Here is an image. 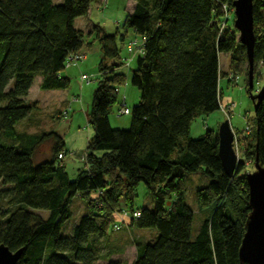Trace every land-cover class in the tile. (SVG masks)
I'll return each instance as SVG.
<instances>
[{
	"label": "trees",
	"instance_id": "trees-1",
	"mask_svg": "<svg viewBox=\"0 0 264 264\" xmlns=\"http://www.w3.org/2000/svg\"><path fill=\"white\" fill-rule=\"evenodd\" d=\"M97 1L0 0V244L21 249L17 264H128L99 262L123 200L128 229L156 230L151 242H134L130 264H242L238 249L250 213L244 165L232 175L224 172L217 130L196 138L188 133L194 118L220 108L221 52L232 54L236 68L234 54L243 53L233 28L219 32L221 4L233 0H133L124 33H108L98 22L85 33L75 20ZM252 8L255 67L264 63V0H253ZM131 29L138 37L127 41L123 58L118 42L123 45ZM133 40L131 55L127 46ZM94 42L100 60L87 112L92 134L85 169L70 179L62 161L65 140L56 130L16 126L37 125L31 117L37 104L28 101L35 77L42 91L66 90L67 56L86 57ZM133 58L129 80L140 97L129 112L130 127L112 128L109 115L126 81L121 67L129 68ZM256 108L244 153L252 159L257 153L264 166V97ZM55 114L60 119L67 111ZM41 143L48 144L49 155L36 158ZM196 172L208 178L196 192L198 207L212 204V211L192 237L194 213L184 200L183 176ZM140 183L151 193V208L134 206ZM76 196L86 210L62 235Z\"/></svg>",
	"mask_w": 264,
	"mask_h": 264
},
{
	"label": "rangeland",
	"instance_id": "rangeland-1",
	"mask_svg": "<svg viewBox=\"0 0 264 264\" xmlns=\"http://www.w3.org/2000/svg\"><path fill=\"white\" fill-rule=\"evenodd\" d=\"M54 2H60L61 0H53ZM133 0H107L106 3H103L104 0L97 1L96 4L91 3V12L87 15L89 19L93 23H99L104 26L106 32H122L123 29V21L129 12V6ZM234 14L232 13L229 21L227 22L228 28H233L235 31L233 24ZM85 16L78 17L77 23L85 22ZM236 39H238L239 32L236 31ZM138 37L132 29L127 30L125 33V41L123 45H121V55L123 58L128 56L127 49L125 44L127 41ZM119 41V39H118ZM100 49L98 48L97 42H94L88 50H86V56L84 60L77 62V64L66 65L65 69L62 73L70 78V86L66 90H58V94L61 96L58 98L57 102L53 95H48L50 93H45L40 90L38 79L39 77H35L32 87L30 88V93L28 97V101L33 102L37 105H41L42 107L35 110V112L31 115V117L37 120L36 126H29L26 128L23 124H19L16 128L27 129L28 132H36V131H47V130H56L62 138L65 140V152L62 161L65 164V170L68 173L70 179H74L75 176L85 169L86 166V151L85 147L87 145L88 140L90 139L92 128L89 127L88 124V115L87 112L90 110V102L92 99V92L96 87V79L98 77L97 65L99 63V58L97 53H99ZM238 59V67H234L231 65L232 54L230 53H222L219 55V68H220V76L222 75L228 77L227 75L230 72L236 71L240 75V80L238 84H230L229 81L222 78V83H220L221 89L223 88V94L221 95L222 103H234L232 107V111L230 113H224L221 109H217L212 113L206 115L205 117H196L191 122V126L189 128V136L190 138H196L205 133L206 130H217L219 125L224 122V120H228L231 131L234 132V138L232 140L233 144L236 143L237 153L239 158V164L242 163L244 165V173L252 172L254 168V163L252 158H246L244 151L247 148L249 143L248 139L252 133L251 120L254 118V108L253 103L250 97H248V93L244 86L246 77V70L248 67L246 60V53L243 50V53L236 52L234 54ZM136 58L132 59L130 67L127 68L125 66L121 67V71L126 75L125 83L121 86H118V104L114 105L112 108V112L109 115V125L112 128H129L130 127V114L118 115L117 110L122 107L121 98L124 97L125 106L131 111L135 104H137L140 91L134 86L131 85L130 70L135 66ZM256 67V65H255ZM254 67V68H255ZM259 78L261 79V85L264 81V65L259 69ZM85 74L90 78L89 83L82 82L80 80V75ZM257 76V75H256ZM255 76V78H256ZM229 82V83H227ZM49 92V91H46ZM52 92V91H50ZM45 93V94H44ZM251 95L255 96V93L251 90ZM74 96H80V102L72 103V98ZM123 96V97H122ZM60 98H63L60 100ZM48 101L47 107L45 106V102ZM227 105V104H226ZM56 109V112L59 110L67 111V114L58 119L57 114L52 110ZM50 115V116H49ZM250 127L249 133H245L243 131L245 127ZM249 134V135H248ZM3 140L0 138V141ZM248 141V143L246 142ZM36 158L48 157L49 146L46 143H41L36 148ZM38 154V155H37ZM184 183H185V194L184 200L186 204L193 210V223H192V237L195 236L196 230L198 229L202 219H205L210 213L212 204H207L205 206L198 207L196 192L200 188L204 187L208 183V178L203 176L201 173L196 172L193 174H184ZM136 197L134 198V206L135 208L139 207H147L151 208L153 203L151 201V193L146 189L143 183H140L136 189ZM121 202V209L114 211L113 215V223L112 227L109 229V240L106 248L101 253V258L99 262L106 263L109 259L115 261H121L130 264L134 260L135 256V246L134 242L136 240H143L151 242L156 236V230L151 229H128L127 225L124 223V220L127 219V211L124 210V202ZM72 218L66 221L62 225V229L60 233L69 234L71 230V225L77 221V219L84 213L87 205L85 201L79 197H74L70 203ZM42 214H46L45 211H41ZM127 212V213H126ZM108 250L112 252L111 255L107 256ZM107 256V257H106ZM108 262V261H107Z\"/></svg>",
	"mask_w": 264,
	"mask_h": 264
},
{
	"label": "water",
	"instance_id": "water-1",
	"mask_svg": "<svg viewBox=\"0 0 264 264\" xmlns=\"http://www.w3.org/2000/svg\"><path fill=\"white\" fill-rule=\"evenodd\" d=\"M253 0H233L234 9V28L239 32L238 42L244 46L247 60L246 85L248 97L252 100L254 112L257 111V105L264 97V81L260 91L251 95L253 82V48H254V30H253ZM218 136V154L223 170L228 175H232L237 166V156L233 150V131L228 120H224L217 129ZM254 170L245 175L248 186V207L250 213L246 217L244 235L238 249V256L242 264H264V166L258 163L257 153L253 159ZM22 251H10L5 245L0 244V264H17Z\"/></svg>",
	"mask_w": 264,
	"mask_h": 264
},
{
	"label": "built area",
	"instance_id": "built-area-1",
	"mask_svg": "<svg viewBox=\"0 0 264 264\" xmlns=\"http://www.w3.org/2000/svg\"><path fill=\"white\" fill-rule=\"evenodd\" d=\"M220 10H221V14H220V26H219V32L224 30V28L228 25L227 22L229 21L230 19V16L231 14L233 13L234 14V9L232 7V4L229 6L228 4L226 3H223L221 4V7H220ZM234 19V17H233ZM234 21V20H233ZM136 41L133 40L131 43L128 44V52L131 54V55H134L135 52H134V45H135ZM85 59V54L82 53V52H77L75 54H70L67 56L66 58V65H70V64H77V62L81 61ZM264 65V63H262V61H259L257 64H256V67H255V76L256 78L254 79L253 83H252V92L255 93V95L260 91L262 85H261V79L259 78V69L260 67H262ZM126 66H128V61L126 62ZM227 79L228 81L230 82V84H238L239 83V80H240V75L239 73H237L236 71H233V72H230V74L227 75ZM80 80L81 81H85L87 83H89L90 81V78L88 76H86L85 74H82L80 75ZM75 101L77 102H80V98H74ZM124 101V97L123 99L121 100V103L122 104V107L117 110V114L118 115H124V114H130L129 112V109L125 106V102ZM232 104H227V105H223V106H220V109L222 112L224 113H230V111H232ZM250 128L248 126L245 127V129L243 131H245L246 135L247 133H249V130ZM234 132H233V138H234ZM233 150H234V153L236 154L237 156V161L240 160L241 158H239L238 156V153H237V147H236V143L233 144ZM58 157H62V154H59ZM239 164V163H238ZM140 213H135L134 216L135 217H139Z\"/></svg>",
	"mask_w": 264,
	"mask_h": 264
},
{
	"label": "crops",
	"instance_id": "crops-1",
	"mask_svg": "<svg viewBox=\"0 0 264 264\" xmlns=\"http://www.w3.org/2000/svg\"><path fill=\"white\" fill-rule=\"evenodd\" d=\"M99 1V0H98ZM107 2V0H104V2L103 3H106ZM97 3V2H96ZM95 2H94V4H96ZM133 4H134V2L132 1V3L130 4V6H129V9H131L132 8V6H133ZM91 7V6H90ZM96 7H97V4H96ZM130 11V10H129ZM90 12H91V8H89V11L87 12V14H86V16H85V22L83 21V22H79V23H77L76 24V22H77V19L75 20V25L77 26V27H80L81 29H83L84 31H85V33H87V31H88V29L91 27L90 25H91V23H93L90 19H89V17H87V15L88 14H90ZM89 16V15H88ZM97 55H98V58L100 57V51H99V53H97ZM87 57V56H86ZM222 78H224V79H226V81H228V79L226 78V76H224V75H222V77L219 79V82H218V87H219V90H220V92H219V98H220V106H223V105H226V104H232V107L234 106V103L233 102H231V103H222V98H221V95L223 94V88L221 89V87H220V83H222ZM38 83H39V79H38ZM227 83H229V82H227ZM58 90H60V89H56V90H45L44 92L47 94V93H50V94H48V95H53L54 96V98L56 99V102H57V100H58V98L61 96L60 94H58ZM46 91H49V92H46ZM50 91H52V92H50ZM29 93H30V91H29ZM29 93H28V97L30 96L29 95ZM44 93V94H45ZM123 96L125 97V95L123 94ZM122 96V97H123ZM63 98H60V100H62ZM121 100H122V98H121ZM75 101L72 99V103H74ZM45 104V106L47 107V105H48V101L47 102H45L44 103ZM37 106V108H40V107H42L41 105H36ZM232 109V108H231ZM233 110V109H232ZM53 112H56V109H54V110H52ZM59 111V110H58ZM201 117H203V116H201ZM92 134V133H91Z\"/></svg>",
	"mask_w": 264,
	"mask_h": 264
},
{
	"label": "bare ground",
	"instance_id": "bare-ground-1",
	"mask_svg": "<svg viewBox=\"0 0 264 264\" xmlns=\"http://www.w3.org/2000/svg\"><path fill=\"white\" fill-rule=\"evenodd\" d=\"M253 75H254V77H253V81H254V79H255V68H254V70H253ZM253 83V82H252Z\"/></svg>",
	"mask_w": 264,
	"mask_h": 264
}]
</instances>
